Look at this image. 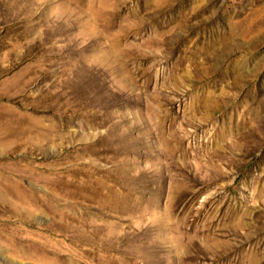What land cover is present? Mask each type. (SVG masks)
Listing matches in <instances>:
<instances>
[{
	"label": "rangeland",
	"instance_id": "rangeland-1",
	"mask_svg": "<svg viewBox=\"0 0 264 264\" xmlns=\"http://www.w3.org/2000/svg\"><path fill=\"white\" fill-rule=\"evenodd\" d=\"M0 264H264V0H0Z\"/></svg>",
	"mask_w": 264,
	"mask_h": 264
}]
</instances>
